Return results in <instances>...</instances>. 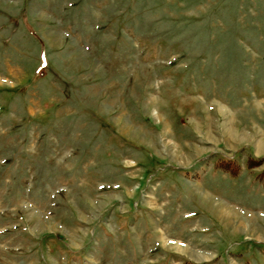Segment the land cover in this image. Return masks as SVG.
Returning <instances> with one entry per match:
<instances>
[{
    "label": "rangeland",
    "instance_id": "1",
    "mask_svg": "<svg viewBox=\"0 0 264 264\" xmlns=\"http://www.w3.org/2000/svg\"><path fill=\"white\" fill-rule=\"evenodd\" d=\"M258 141L264 0H0V264H264Z\"/></svg>",
    "mask_w": 264,
    "mask_h": 264
},
{
    "label": "trees",
    "instance_id": "2",
    "mask_svg": "<svg viewBox=\"0 0 264 264\" xmlns=\"http://www.w3.org/2000/svg\"><path fill=\"white\" fill-rule=\"evenodd\" d=\"M252 163H254V164H259V162L260 161H258V160H250ZM247 166V168L248 169H251V168H254L253 166H252V164H250V162H247V164H246ZM217 167H219L222 171H225V172H227V173H229L231 176H233V177H235L237 174H238V170H239V168L237 167V168H233V167H231L229 164H228V162L227 163H219V165L217 166ZM235 167V166H234ZM256 181H258L260 184H261V186H263V188H264V171L263 172H260V173H258L257 175H256Z\"/></svg>",
    "mask_w": 264,
    "mask_h": 264
},
{
    "label": "bare ground",
    "instance_id": "3",
    "mask_svg": "<svg viewBox=\"0 0 264 264\" xmlns=\"http://www.w3.org/2000/svg\"><path fill=\"white\" fill-rule=\"evenodd\" d=\"M184 99V98H183ZM180 104H182L183 105V101L182 100H180ZM187 105V104H186ZM180 108H181V106H180ZM166 129V128H165ZM222 129V128H221ZM126 130V129H125ZM228 130V129H227ZM163 131V130H162ZM220 131V130H219ZM229 132H231V131H229ZM219 133V132H218ZM242 133V132H241ZM165 134V133H164ZM167 135V134H166ZM167 137V136H166ZM206 137H207V135H206ZM205 137V138H206ZM140 138V137H139ZM238 138V137H237ZM226 141V140H225ZM207 142H211V140L208 138L207 139ZM212 143V142H211ZM264 147V142H257V144H256V148H258V149H261V148H263ZM193 151H200V150H198L197 148H193L192 149ZM190 158V157H189ZM188 159V158H187ZM153 203V202H152ZM219 205V204H218ZM220 206V205H219ZM215 208V207H214ZM216 208H218V207H216ZM220 208V207H219ZM218 211V210H217ZM222 212H223V214H226V213H224V211L222 210ZM220 213V212H219ZM229 214V213H228ZM250 224V223H249ZM50 226V225H49ZM262 241V240H261ZM164 245V244H163Z\"/></svg>",
    "mask_w": 264,
    "mask_h": 264
}]
</instances>
